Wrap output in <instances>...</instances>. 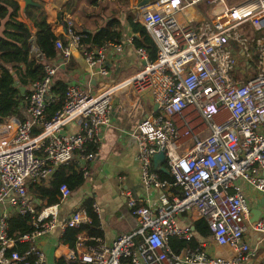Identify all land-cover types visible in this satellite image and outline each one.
I'll return each mask as SVG.
<instances>
[{"label": "built area", "instance_id": "1", "mask_svg": "<svg viewBox=\"0 0 264 264\" xmlns=\"http://www.w3.org/2000/svg\"><path fill=\"white\" fill-rule=\"evenodd\" d=\"M202 1L220 7L214 18L191 24L186 11ZM178 14L187 22H181ZM138 20L151 37L156 56L151 59L145 47L137 48L142 68L123 83L150 88L158 107L156 115L139 120L133 131L140 178L147 188L168 184L152 168L153 154L163 149L171 184L180 193L152 209L123 189L127 206L137 219L136 228L118 235L110 244L78 233L75 248L58 247L56 254L61 264H125V258L132 264H250L252 251L243 234L251 212L235 181L243 179L264 194V38L244 35L246 24L264 29V0L233 5L226 0H155L140 7ZM72 24L68 20L71 43L95 73L106 76L108 49L118 55L121 43L89 47ZM236 45L247 57L258 51L256 74L236 77ZM55 46L61 52V64L66 63L70 47L59 39ZM57 68L53 63L45 64L44 76L32 82L23 119L10 115L0 122V204L12 209L0 212V264H47L45 253L36 244L38 237L56 225L66 229L90 222L84 207L61 217L60 201L37 208L29 185L49 181L59 167L77 158L96 157L99 128L109 124L117 85L91 89L68 83L61 109L45 119ZM176 116L181 118V129ZM70 123H77L78 131L66 133ZM35 127L38 132L33 131ZM182 136L192 138L186 151L179 150ZM88 143L95 145L96 151L86 152ZM81 171L85 176L86 171ZM59 191V199L71 192L65 184ZM92 208L99 216V207L93 204ZM189 210L193 220L207 222L218 244L234 249L231 258L211 256L200 248L181 256L170 248L169 236H192V228L179 226L175 219ZM12 213L29 215L32 226V231L16 240L8 236L7 219ZM250 225L264 234V208ZM15 242L27 247L12 249Z\"/></svg>", "mask_w": 264, "mask_h": 264}, {"label": "crops", "instance_id": "2", "mask_svg": "<svg viewBox=\"0 0 264 264\" xmlns=\"http://www.w3.org/2000/svg\"><path fill=\"white\" fill-rule=\"evenodd\" d=\"M17 1L20 8L16 18L25 23L31 32L27 61H36L42 65L52 63L58 65L53 78L54 82L63 81L66 85L68 83H78L91 89H102L117 85L115 91L112 93L109 124L102 125L99 128L100 139L96 157L91 160L77 158L76 161H73V163L78 165V169L86 171L85 176H83L84 182L77 189L71 191L67 197L63 199H59L58 197V201H60V217L72 210L85 207V201L89 198L92 199L93 204H96L100 211L98 229L101 234L99 237L104 243L110 244L118 235L132 231L138 224L136 217L131 214L127 206V198L121 193V190L126 189L130 191L133 196L138 198L140 204L148 205L152 209L163 199H170L172 196L180 193L179 188L172 185L167 178L161 177L159 171L162 170H155L153 164L152 168L158 173L159 178L167 181L168 184L162 188L153 186L147 188L140 178L141 164L137 157L138 149L133 137V131L139 120L156 115L158 107L150 88L138 89L132 84L123 83V81L135 75L143 65V60L137 53V48L139 47L135 46L134 39L137 38L143 42L144 37L139 32L133 31L128 20L140 23L138 20L140 7L144 5L141 4L144 0H33L35 4H38L42 8L45 13V19L50 24L51 30L57 37V40L59 39L65 46H69L71 49L70 58L64 64L60 62L62 61L61 52L56 48L55 44L56 56L53 58L43 56L44 54L36 43L37 28L26 14L27 7L30 4L27 6L23 0ZM226 1L227 4L233 5L242 0ZM219 7L220 5L214 6L202 1L194 5V7L187 9L186 12L188 18L193 20L190 23L196 24L201 19H207L211 15L214 16ZM177 17L181 22H187L183 14H178ZM114 18H118L121 23L119 42L122 45V53L116 55L110 53L112 50L108 49L109 52L106 59L108 74L100 76L89 67L81 51L71 43V39L67 33V23L68 20H72V26L77 32H94ZM3 27L5 26L1 24L0 37H5L2 30L4 29ZM254 30L252 35L259 36H251L250 39L264 38V29ZM9 39L11 40V38ZM13 42L19 46L21 45L18 41ZM144 45L149 53V44L144 43ZM234 52L235 55H240L244 59L245 76L256 74L260 65L258 51L255 50L253 53H248L249 57H247L242 47L236 45ZM149 57H151L150 53ZM3 67L11 69L10 71L15 79L14 84L19 88L21 95L29 89V85L23 86L19 84V78L17 77V73L19 72L20 74L21 69L24 68L22 64L19 65L20 69L12 68L11 65L3 63L0 59V70ZM20 87H24V92H21ZM24 103L22 101L19 115H16L19 119L25 117ZM176 122L181 129V118L176 116ZM78 129L77 123H70L65 127L64 131L66 133H73L78 131ZM35 130H39V128L35 127L33 131L35 132ZM191 144L192 138L182 136L179 147L180 151H186L187 147ZM163 166L167 169L165 161ZM162 172L170 176L169 171ZM44 182L48 183V181ZM235 184L245 196L250 210L260 209L262 211L264 203L261 200L264 194L243 179H237ZM30 193L37 208L46 205L45 200L36 196L31 191ZM2 211L11 212L12 209L8 205L1 203L0 212ZM192 215L193 211L189 210L175 216L179 226H189L192 228V236L190 238L176 237L183 239L194 237L198 242L199 247L197 248L204 250L208 255L231 258L234 255V249L231 246L218 244L213 239L211 233L208 236H204L195 231L193 226L195 220H193ZM251 217L252 213L245 222L246 228L243 234L244 240L249 244L252 251L248 262L250 264H264V234L252 229L250 225ZM64 230L56 225L48 234L36 239V244L45 253L47 264H61L62 260L57 256L56 249L64 246L70 247L62 241ZM79 233L89 236L85 230ZM172 236H169V238ZM70 248L73 249L75 246ZM188 250L191 249L186 247L182 248L179 252L173 251L183 256Z\"/></svg>", "mask_w": 264, "mask_h": 264}, {"label": "trees", "instance_id": "3", "mask_svg": "<svg viewBox=\"0 0 264 264\" xmlns=\"http://www.w3.org/2000/svg\"><path fill=\"white\" fill-rule=\"evenodd\" d=\"M154 2L155 0H148ZM28 6V5H27ZM20 5L17 0H0V25L3 24V32L5 37H0V59L5 64H9L12 68H19V65L24 66L21 72L17 73L19 84L23 86H30L36 80H40L45 72L44 65L36 61H27V54L29 50V38L31 36L28 26L19 21L16 17L19 12ZM31 9V10H30ZM27 16L32 20L36 32V43L40 51L47 57L53 58L56 56L55 41L57 37L53 34L50 24L45 19V13L38 4H30L26 10ZM129 25L135 32H139L143 36V42L137 38L134 39L136 47H145L144 43L149 44L148 51L151 59L156 56L155 45L146 32L145 28L140 24L128 20ZM121 23L118 18L106 22L103 27L94 32H81L82 42L89 47H101L108 42H119L121 37ZM11 38V40L9 39ZM13 41H18L21 45H17ZM10 68L3 67L0 70V122L10 115H19L22 101L30 94V87L22 95L19 88L15 86L14 75ZM66 84L63 81H55L50 89L48 105L45 111V119H51L55 113L61 109L64 102ZM56 95H58L56 97ZM39 130H35L38 132ZM97 147L91 143L86 145V152L96 151ZM77 164L70 162L69 164L59 167L52 178L45 183L44 181L30 183L29 190L36 196L45 200V204L50 205L58 202L60 195L59 187L65 184L70 191L77 189L84 182V177L81 169L77 168ZM162 178L172 183L171 176L159 171ZM92 199H87L84 203L87 215L90 217V222L81 224L78 227H67L62 235V241L67 243L70 247H74L77 234L85 230L89 236L99 237L101 232L98 229L99 218L92 208ZM8 236L16 240V238L23 234L32 231L30 224V216L18 213L11 214L7 219ZM195 231L199 234L208 236L211 231L204 219L196 220L193 224ZM169 246L176 252L182 248H190L194 250L199 247L198 242L193 238L183 239L172 236L168 239ZM27 247L26 243L15 242L12 249L18 248L24 250ZM125 264H132L130 259H123ZM62 263V262H60ZM83 264V263H72Z\"/></svg>", "mask_w": 264, "mask_h": 264}, {"label": "water", "instance_id": "4", "mask_svg": "<svg viewBox=\"0 0 264 264\" xmlns=\"http://www.w3.org/2000/svg\"><path fill=\"white\" fill-rule=\"evenodd\" d=\"M25 5L28 4H35V2H33V0H23ZM149 1L148 0H144L143 2H141V4H148ZM45 56V55H43ZM45 62V61H44ZM43 62V64H44ZM21 92H24V87H20ZM156 108V107H155ZM165 161V155H164V150L160 149L158 150L156 153L153 154L152 156V164L154 169H159L165 172H168L167 169L163 166V163ZM262 203H264V197L262 198ZM250 212L252 213V217L250 219V221H254L258 218V216L261 214V210L260 209H251Z\"/></svg>", "mask_w": 264, "mask_h": 264}, {"label": "rangeland", "instance_id": "5", "mask_svg": "<svg viewBox=\"0 0 264 264\" xmlns=\"http://www.w3.org/2000/svg\"><path fill=\"white\" fill-rule=\"evenodd\" d=\"M232 0H229V2ZM243 1V0H242ZM215 15H211L207 18L208 19H212L214 18ZM254 27H252L250 24H246V26L244 27V35L247 36L248 38H251V36L253 37H258L257 35H252V33L254 32ZM263 36H264V32H263ZM235 59H236V65H235V72H236V77L238 78H245V62L244 59L240 56V55H235ZM180 150V149H179Z\"/></svg>", "mask_w": 264, "mask_h": 264}]
</instances>
